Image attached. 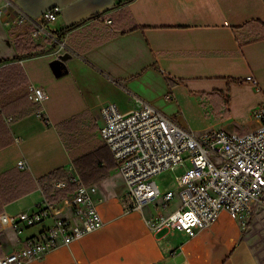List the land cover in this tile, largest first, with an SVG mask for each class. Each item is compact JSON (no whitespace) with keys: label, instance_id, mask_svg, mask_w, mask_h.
I'll use <instances>...</instances> for the list:
<instances>
[{"label":"crops","instance_id":"crops-1","mask_svg":"<svg viewBox=\"0 0 264 264\" xmlns=\"http://www.w3.org/2000/svg\"><path fill=\"white\" fill-rule=\"evenodd\" d=\"M10 1L36 19L58 8L48 28L65 46L49 37L33 38L32 26L13 23L9 7H4L0 173L19 169L20 160L35 180L60 168L68 178L94 185L91 198L102 220L79 239L23 264H261L240 223L242 216L222 211L209 226L188 235L177 227L153 230L146 222L175 209L176 197L167 206L156 198L140 209L126 210V188L99 136V110L115 103L127 113L145 100L199 132L188 110L204 107L213 112L205 117L207 128L236 133L254 129L251 113L264 90V37L243 42L248 32L243 24L264 23V0ZM105 16L111 18L110 26L103 23ZM29 83L45 91L42 105L29 99ZM43 197L38 186L1 212L32 210ZM64 198L57 201L56 214L78 223ZM43 230V224L21 232L0 226L3 254Z\"/></svg>","mask_w":264,"mask_h":264},{"label":"built area","instance_id":"built-area-1","mask_svg":"<svg viewBox=\"0 0 264 264\" xmlns=\"http://www.w3.org/2000/svg\"><path fill=\"white\" fill-rule=\"evenodd\" d=\"M5 6L9 7L13 23L27 22L32 26L33 38L49 37L61 47L65 46L48 28L58 8L46 10L36 19L14 2L4 0L0 17L7 14ZM102 21L107 26L112 22L108 16ZM246 79L256 86L252 76ZM260 91L261 102L251 113L257 125L244 133L225 129L195 132L145 100H140L139 107L127 113L121 112L115 103L103 106L99 110L102 118L99 136L111 151L126 188L124 208L140 209L156 198L162 206H167L176 197L175 209L148 218L146 222L153 230L177 227L194 235L198 229L209 226L222 211L238 217L248 212L254 203H264V90ZM27 92L29 99L38 105L47 97L43 88L33 83L27 85ZM166 97L172 95L168 93ZM41 111L39 107L37 113L41 115ZM184 154L189 156L191 164L178 177L179 184L161 191L156 177L183 164ZM25 166L22 160L18 162L19 168ZM69 179L76 187L67 193L64 201L78 223L58 216V202L45 196L32 210L14 215L0 212L1 227L10 226L21 232L26 226L44 225L42 234L27 237L18 248L4 253L0 264H23L43 257L59 244H68L101 225L100 214L91 198L94 185L84 184L74 176ZM65 185L64 180L53 183L55 188ZM47 219H51L49 224H46Z\"/></svg>","mask_w":264,"mask_h":264},{"label":"trees","instance_id":"trees-1","mask_svg":"<svg viewBox=\"0 0 264 264\" xmlns=\"http://www.w3.org/2000/svg\"><path fill=\"white\" fill-rule=\"evenodd\" d=\"M243 27H248L243 42L264 37V23L259 20L247 21ZM59 180H64L66 185L62 188H55L53 183ZM38 186L48 200L55 202L72 191L76 187V183L70 180L60 168L50 171L36 180L26 169H9L0 173V212L5 204L27 194ZM2 255L3 251L0 245V257Z\"/></svg>","mask_w":264,"mask_h":264},{"label":"rangeland","instance_id":"rangeland-1","mask_svg":"<svg viewBox=\"0 0 264 264\" xmlns=\"http://www.w3.org/2000/svg\"><path fill=\"white\" fill-rule=\"evenodd\" d=\"M188 113L192 118L193 126L200 128L199 131L216 129L215 127H206L207 120L205 117L209 113H213L212 110H204L203 107L201 111L199 109H190ZM183 157V164L176 165L173 169L165 171L156 177L157 183L161 188L177 187L179 184L178 177H180L185 172V168L189 167L191 164L187 154H184ZM114 180H116V178H114ZM241 216L243 217V223H240L245 226V231L250 240L253 252L261 264H264V203H255L248 212ZM175 233L176 236H179L178 230H176Z\"/></svg>","mask_w":264,"mask_h":264}]
</instances>
